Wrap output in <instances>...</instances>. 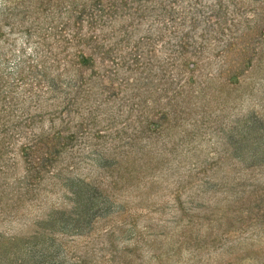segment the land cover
<instances>
[{
	"label": "rangeland",
	"instance_id": "1",
	"mask_svg": "<svg viewBox=\"0 0 264 264\" xmlns=\"http://www.w3.org/2000/svg\"><path fill=\"white\" fill-rule=\"evenodd\" d=\"M0 243L264 264V0H0Z\"/></svg>",
	"mask_w": 264,
	"mask_h": 264
},
{
	"label": "trees",
	"instance_id": "2",
	"mask_svg": "<svg viewBox=\"0 0 264 264\" xmlns=\"http://www.w3.org/2000/svg\"><path fill=\"white\" fill-rule=\"evenodd\" d=\"M11 248H13V247L10 246V248H9L8 246H5L4 244L0 243V259H1V261H10L11 259H13V261H15L14 255H12L11 252H8V250Z\"/></svg>",
	"mask_w": 264,
	"mask_h": 264
}]
</instances>
